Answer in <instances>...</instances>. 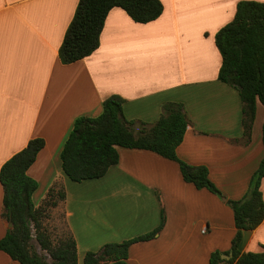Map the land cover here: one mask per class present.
Wrapping results in <instances>:
<instances>
[{"label":"crops","instance_id":"1","mask_svg":"<svg viewBox=\"0 0 264 264\" xmlns=\"http://www.w3.org/2000/svg\"><path fill=\"white\" fill-rule=\"evenodd\" d=\"M160 1L164 13L148 24L114 8L98 50L66 65L60 50L80 0H0V171L31 140L44 139L28 171L39 184L33 202L40 207L52 189L65 194L56 210L76 240L78 264L106 244L155 231L162 211L164 228L152 241L134 244L128 264H211L237 233L228 201L245 197L264 156V106L257 102L246 143L241 98L219 80L223 58L216 45L239 2L264 0ZM113 96L124 101L135 135L159 121L164 105L182 104L189 128L177 155L206 167L223 198L186 183L178 163L145 150L118 148L119 164L101 179H68L61 152L75 121L98 117ZM261 192L264 199V179ZM3 214L0 181V241L13 228ZM241 251H264V222L244 232ZM0 264L20 263L0 251Z\"/></svg>","mask_w":264,"mask_h":264},{"label":"trees","instance_id":"2","mask_svg":"<svg viewBox=\"0 0 264 264\" xmlns=\"http://www.w3.org/2000/svg\"><path fill=\"white\" fill-rule=\"evenodd\" d=\"M114 8L124 10L138 24L156 21L164 13L160 0H80L60 50L63 64L76 63L98 50L106 19ZM216 45L223 58L219 80L239 92L243 105L244 139L249 143L257 102L264 106V3L239 2L233 21L217 33ZM123 105L120 97L113 96L104 102L98 117L83 116L75 121L61 152L63 172L68 179L76 183L101 179L119 164L118 148L145 150L178 163L186 183L223 198L206 167L188 165L177 155L189 128L182 104L164 105L159 121L151 127H143L137 135L134 134L135 123L124 117ZM45 145L44 139L31 140L0 171L4 188L3 216L13 224L0 241V251L20 264H78V248L73 235L69 232L56 243L44 225L50 210L58 207L65 194L52 189L40 207L33 202L39 184L28 175V171ZM263 179L264 156L245 197L228 201L234 212L237 233L231 249L214 252L211 264H264V251H241L244 232L253 231L264 222ZM165 224L166 216L162 211L161 223L155 231L122 243L106 244L98 252H88L84 264H128L130 248L155 239Z\"/></svg>","mask_w":264,"mask_h":264},{"label":"rangeland","instance_id":"3","mask_svg":"<svg viewBox=\"0 0 264 264\" xmlns=\"http://www.w3.org/2000/svg\"><path fill=\"white\" fill-rule=\"evenodd\" d=\"M44 225L56 243L69 233L62 211L56 210V208L50 210L49 216L44 222ZM34 246L40 253H42L36 242H34Z\"/></svg>","mask_w":264,"mask_h":264}]
</instances>
